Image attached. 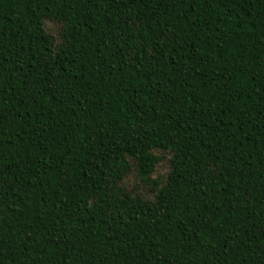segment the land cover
Segmentation results:
<instances>
[{
  "label": "trees",
  "instance_id": "obj_1",
  "mask_svg": "<svg viewBox=\"0 0 264 264\" xmlns=\"http://www.w3.org/2000/svg\"><path fill=\"white\" fill-rule=\"evenodd\" d=\"M0 264H264V0H0Z\"/></svg>",
  "mask_w": 264,
  "mask_h": 264
},
{
  "label": "rangeland",
  "instance_id": "obj_2",
  "mask_svg": "<svg viewBox=\"0 0 264 264\" xmlns=\"http://www.w3.org/2000/svg\"><path fill=\"white\" fill-rule=\"evenodd\" d=\"M46 28H47V30L50 33H52L53 35L57 36V33H58L57 28H58V26H55L51 22H48L46 24ZM155 154L157 156H161V161L156 166L154 173L151 175V179L163 182V180L166 178L168 170H169V159H170V156L168 155V153L158 152V151H156ZM126 183H129L130 185L137 186L139 191L142 194L146 195V196L149 193V187H147L144 184H142L138 180V178L136 177V175L134 173L130 174V176L127 179Z\"/></svg>",
  "mask_w": 264,
  "mask_h": 264
}]
</instances>
